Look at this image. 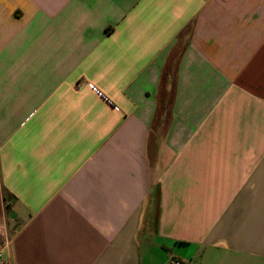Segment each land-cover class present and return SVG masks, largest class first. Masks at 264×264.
Returning a JSON list of instances; mask_svg holds the SVG:
<instances>
[{"label":"crops","instance_id":"crops-1","mask_svg":"<svg viewBox=\"0 0 264 264\" xmlns=\"http://www.w3.org/2000/svg\"><path fill=\"white\" fill-rule=\"evenodd\" d=\"M3 235L12 264H264V0H0Z\"/></svg>","mask_w":264,"mask_h":264},{"label":"built area","instance_id":"built-area-1","mask_svg":"<svg viewBox=\"0 0 264 264\" xmlns=\"http://www.w3.org/2000/svg\"><path fill=\"white\" fill-rule=\"evenodd\" d=\"M11 237L8 235L1 236L0 239V264H12L10 256ZM171 264H190L189 262L177 259L171 260Z\"/></svg>","mask_w":264,"mask_h":264},{"label":"trees","instance_id":"trees-1","mask_svg":"<svg viewBox=\"0 0 264 264\" xmlns=\"http://www.w3.org/2000/svg\"><path fill=\"white\" fill-rule=\"evenodd\" d=\"M171 64H172V62H171ZM171 71H172V65L169 66V69L167 70V73L168 74L170 73L171 75H173V72L171 73ZM170 104H171V96L168 95L166 93V91H163L161 93V101H160V105H159V110L162 111V112L168 111ZM6 197H7V194L5 193L4 194V198L7 200ZM6 209H7V211L10 210V205L9 204L6 205ZM14 228H16V227H14Z\"/></svg>","mask_w":264,"mask_h":264}]
</instances>
